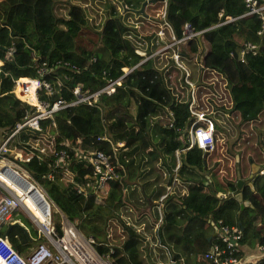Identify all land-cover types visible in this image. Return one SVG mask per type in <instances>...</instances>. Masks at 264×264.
<instances>
[{
    "label": "trees",
    "instance_id": "trees-1",
    "mask_svg": "<svg viewBox=\"0 0 264 264\" xmlns=\"http://www.w3.org/2000/svg\"><path fill=\"white\" fill-rule=\"evenodd\" d=\"M87 1L0 0V56L7 46L14 47L11 58L0 64L2 155L19 152L23 159H14L43 184L61 218L91 237L93 249L111 264H213L202 258L213 239L212 220L240 222L243 248L264 243V175L241 186L248 205L240 208L234 197L237 177L247 178L251 162H264V56L246 54L237 64L228 54L242 41L256 39L258 16L240 15L242 0H155L141 13L135 10L142 0H101L103 14L97 19L95 3ZM219 8L234 19L213 25ZM185 25L201 29L199 38L161 48L172 36L181 38ZM59 38L68 45L60 46ZM173 51L192 83L195 108L213 121V147H189L179 154L175 169L174 150L185 143L191 116L189 85ZM40 60L47 66L57 60L78 66L60 64L42 75L51 92L40 89L39 97L48 102L70 101L75 83L98 89L122 66L139 63L94 103L61 107L39 119L38 128L17 127L33 106L14 95V80L37 76ZM95 150L107 155L115 176L101 189L78 192L77 187L91 181L93 167L86 155ZM59 151L64 153L60 159ZM66 169L70 178L63 175ZM5 172L2 176L26 210L40 224L46 222L50 208L46 202L44 213L37 185L26 175L29 184L9 169ZM218 191L225 195L217 196ZM16 214L13 210L11 217ZM17 220L28 236L16 226L5 234V225H0V235L21 253L44 237L27 218ZM51 226L54 235L62 234L56 210ZM114 227L119 234L112 240Z\"/></svg>",
    "mask_w": 264,
    "mask_h": 264
},
{
    "label": "built area",
    "instance_id": "built-area-1",
    "mask_svg": "<svg viewBox=\"0 0 264 264\" xmlns=\"http://www.w3.org/2000/svg\"><path fill=\"white\" fill-rule=\"evenodd\" d=\"M242 1L245 9L240 15L256 14L259 18V24L255 30L256 39L244 40L238 46L228 52V54L237 64L244 62L246 54L264 56V0ZM217 17L218 21L213 25H219L234 19L233 16L224 14L222 8H219ZM201 31V29L196 31L184 29L183 36L181 38L174 39L172 36L173 41L162 46L161 48L170 46L173 42L184 40L193 35L199 36ZM158 35L161 38L163 37L161 30H159ZM13 51V45L7 46L0 56V64L4 59H10ZM136 52L142 54V51L137 49ZM172 57L175 63L184 69V67L178 62L177 51H173ZM138 63L139 62L132 65L127 64L122 66L121 72L116 77H105V82L98 89L89 90L88 88H83L80 83H75L71 88L73 98L70 101H64L62 98H57L51 102H48L47 100L41 99L39 97L40 89H42L47 94L51 92V86L49 82L45 80L42 75L60 64L75 70L78 69V66L65 60H57L53 65L47 66L44 60H40L36 68L37 76H20L14 80L12 88L14 95L18 99L33 106V112H30L22 123L16 124L17 127L27 125L31 128H38L39 119L43 117H51L52 113L61 107L77 103H94L101 92L111 93L114 90L116 84L120 82L121 77L130 72ZM186 75L187 72L184 69V81L189 85V101L187 103V110L191 116V121L187 127L185 143L180 148H176L174 150V169L179 165V154L189 147L196 146L201 150H209L213 147V121L205 114L203 110L195 108L193 86L191 81L187 79ZM62 76L67 78L66 74H63ZM103 76L104 75H102V77ZM22 93L30 94L33 98V101H29L26 98L20 96ZM201 121L203 123H200ZM51 123L53 124V121H51ZM4 150L5 147L3 142L0 144V222L7 220L13 210L17 209L18 207H23L20 196L2 176V170L4 168H9L15 174H18L15 169H13L4 161V157L2 155ZM39 150L44 152V148H40ZM63 156V151H59L57 158H62ZM15 157L20 160L23 159V156L19 152H16ZM86 158L92 164L93 169L91 173V181H87L85 186L90 188L92 191L103 188L105 181L108 178L115 176L113 166L108 160L107 155H105L101 150H95L89 152L86 155ZM85 186H79L76 188V190L78 192L85 193ZM169 190L170 185L166 187V192ZM166 192L163 193L159 198L161 199L166 194ZM216 195L224 196L225 193L219 191L216 193ZM31 219L38 228V234L42 235L44 239L48 240L55 247V251L52 250L47 244L40 241L31 247L27 255H22L12 247L6 236L0 235V264H72L71 262L74 257L73 254H71L67 248L63 247L64 224L66 220L64 221L63 226L61 224L62 234L54 235L49 219H47L46 222L42 224L37 223L32 217ZM212 224L216 226V230L213 234L212 241L203 251L202 258L210 261L213 264H244L249 261L255 262V264H264V243L257 244L254 247V254H247L245 253L243 246L239 244V240L241 238V228L238 225L225 224L220 220H212ZM88 238L90 241L92 240L91 237ZM106 261L108 264H111L108 260Z\"/></svg>",
    "mask_w": 264,
    "mask_h": 264
},
{
    "label": "rangeland",
    "instance_id": "rangeland-1",
    "mask_svg": "<svg viewBox=\"0 0 264 264\" xmlns=\"http://www.w3.org/2000/svg\"><path fill=\"white\" fill-rule=\"evenodd\" d=\"M92 2H94L95 3V7L93 6L92 7V11L93 12H95L96 13V16H97V19H100L101 18V15L103 14V5L100 3V2H102L101 0H91ZM90 0H88L87 1V4L89 5V6H91V4H92V2H91ZM104 1V0H103ZM58 43H59V45L60 46H66V45H68V41H66V40H64V39H61V38H59L58 39ZM206 47V44H204V48ZM35 57L33 56V59H34ZM128 109H129V111L130 112H133V103L131 102L130 104H129V107H128ZM16 156V152H14V157ZM4 158V161L9 165V166H11L13 169H15L18 173H20L21 175H26L27 176V178L31 181V182H33L35 185H37V187H38V191H40V193L42 194V196L44 197V198H46V200H47V202H48V204H49V208H50V210H49V214H48V219H49V222L51 223V219H52V213H53V211H57V208H56V206L55 205H53L52 203H51V201L49 200V199H47V197H48V195L46 194V191H45V188H44V186H43V184L42 183H39V182H37L36 180H34L32 177H31V175L22 167V165H20L15 159H14V157H9L8 155H6V156H3ZM18 159V158H17ZM18 160H20V159H18ZM65 176H68V175H65ZM44 194H46V196L44 195ZM24 208L23 207H18L17 209H15L14 211L15 212H17V213H19V214H16V216L14 215V217H15V219H17V218H20L21 217V215L23 216V217H25V218H27L28 220H29V222L31 223V226L34 228V229H36V232L38 233V228H37V226H36V224L32 221V219H31V217H30V215H28V213L25 211V210H23ZM59 219H60V222H61V224H62V226H63V224H64V221H65V219L63 220L62 218H61V215H60V213H59ZM62 219V220H61ZM62 221H63V223H62ZM65 223H66V227H69V225H71L68 221H65ZM72 226V225H71ZM73 227V226H72ZM117 234H119V230H118V228L116 229L115 227L113 228V230H112V232H111V238H112V240L114 239V238H117L116 236H117ZM82 236V235H81ZM83 237V236H82ZM84 238V237H83ZM86 239H87V241L90 243V245H91V247H92V240L90 241L89 240V238L88 237H86ZM116 241V240H115ZM38 241L37 240H33L32 241V243H30V246H33V245H35L36 243H37ZM41 242H44L45 244H47L52 250H54L55 251V247L48 241V240H46V239H42L41 240ZM117 242V241H116ZM93 248V247H92ZM76 252H75V255H78V253H77V250L76 249H74ZM77 253V254H76ZM72 254V253H71ZM104 260L107 258L106 256H104V257H102ZM78 262L80 263V258H79V255H78ZM108 259V258H107ZM84 263V262H83ZM64 264H66V263H64ZM84 264H86V263H84Z\"/></svg>",
    "mask_w": 264,
    "mask_h": 264
},
{
    "label": "bare ground",
    "instance_id": "bare-ground-1",
    "mask_svg": "<svg viewBox=\"0 0 264 264\" xmlns=\"http://www.w3.org/2000/svg\"><path fill=\"white\" fill-rule=\"evenodd\" d=\"M20 96L26 98L29 101H33V98L30 94H20ZM6 169L9 168H4L2 170V175L6 174ZM10 170V169H9ZM11 171V170H10ZM13 172V171H11ZM14 173V172H13ZM15 174V173H14ZM21 177H23L25 180H27L23 175H21L20 173H18ZM17 179L19 180L17 174H15ZM28 181V180H27ZM29 182V181H28ZM42 197V195H41ZM44 200V198H43ZM45 201V202H44ZM43 202H40L41 204H43V206H45L44 204H46L47 200H44ZM21 204L23 206V208L25 209V211L37 222L39 223L36 218L33 216V214H30L26 208L23 205V202L21 200ZM47 206V205H46ZM23 209V210H24ZM45 223V222H44ZM40 224V223H39ZM64 237H63V242H64V248H67V250H69L72 254H73V260H72V264H108L106 260H104L103 258H101L99 255L96 254V252L94 251V249L91 247L90 243L87 241L86 238H83L75 229L74 227H72L71 225H69V227H66V223L64 224ZM77 250V253L79 255L80 258V263L78 262V255H75V250ZM76 253V254H77ZM84 262V263H83Z\"/></svg>",
    "mask_w": 264,
    "mask_h": 264
},
{
    "label": "water",
    "instance_id": "water-1",
    "mask_svg": "<svg viewBox=\"0 0 264 264\" xmlns=\"http://www.w3.org/2000/svg\"><path fill=\"white\" fill-rule=\"evenodd\" d=\"M153 1H155V0H142L141 1V3H140V6H139V8L138 9H136L135 11L136 12H138V13H141V12H143V7H144V5L146 4V3H150V2H153ZM190 29V27L189 26H185V30H189ZM196 37L197 38H199V36L198 35H196ZM262 149L264 150V146H262ZM257 175H264V162L263 163H261V164H256V163H254V162H251L250 163V170H249V174H248V176H247V178H245V179H243V178H240V177H237V180L235 181V186L237 187V188H239V190L237 191V192H235L234 193V197H235V199L239 202V206H240V208L242 207V206H244V205H248L249 204V202H248V200H243L242 199V195H241V186L242 185H244V184H248V185H252V182H253V180H254V177H256ZM17 176H18V178H19V181H21L22 182V184H29V182L27 181V180H25L23 177H21L19 174H17ZM237 176H238V173H237ZM31 189L33 190V192L34 191H36V188H35V186L34 185H31ZM37 195V194H36ZM45 196H46V194H44ZM38 196V195H37ZM47 197V196H46ZM39 198H40V202H43L44 200H43V197H41V195L39 196ZM47 199H49L50 200V198L49 197H47ZM51 201V200H50ZM45 202V201H44ZM48 203V202H47ZM51 203L54 205V203L51 201ZM45 206H43V209H44V213H47L46 211H47V206H46V204H44ZM62 219H65L64 217H62ZM66 220V219H65ZM66 221H68V220H66ZM69 222V221H68ZM70 223V222H69ZM71 224V223H70ZM72 225V224H71ZM238 225L239 226H241V224H240V222H238ZM11 226H16V227H18V228H20L23 232H24V234L26 235V236H28V232H27V229H26V227L21 223V222H19V221H12V222H7V224H6V229H5V234L7 233V231H8V229L11 227ZM73 226V225H72ZM74 227V226H73ZM74 229L80 234V235H82L75 227H74ZM215 230H216V226L215 225H213V232H212V234H214V232H215ZM83 236V235H82ZM84 237V236H83ZM210 237V236H209ZM208 237V238H209ZM85 238V237H84ZM13 248H14V246H12ZM15 249V248H14ZM95 251V250H94ZM96 252V251H95ZM96 254L97 255H99L97 252H96ZM100 256V255H99ZM101 257V256H100ZM102 258V257H101ZM107 260V259H106Z\"/></svg>",
    "mask_w": 264,
    "mask_h": 264
},
{
    "label": "crops",
    "instance_id": "crops-1",
    "mask_svg": "<svg viewBox=\"0 0 264 264\" xmlns=\"http://www.w3.org/2000/svg\"><path fill=\"white\" fill-rule=\"evenodd\" d=\"M140 51V50H139ZM120 143V142H119ZM264 146V145H263ZM60 159V158H59ZM89 161V160H88ZM63 175H64V177L65 178H70L71 176H72V172L70 171V170H64V172H63ZM65 175H68V176H65ZM87 189V187H85V190ZM219 192V191H218ZM51 200V199H50ZM52 201V200H51ZM57 208V207H56ZM57 211L61 214V212L58 210V208H57ZM18 221L17 219H15V218H12L11 217V215H10V217L7 219V220H5L4 222H0V225H5L6 226V224H7V222H12V221ZM5 229H6V227H5ZM38 234V233H37ZM27 238H29V237H27ZM31 247L32 246H28L25 250H23L21 253H22V255H27V253L30 251V249H31ZM245 249V253H249V254H254L255 253V248L254 247H252V248H248V247H246V248H244Z\"/></svg>",
    "mask_w": 264,
    "mask_h": 264
}]
</instances>
